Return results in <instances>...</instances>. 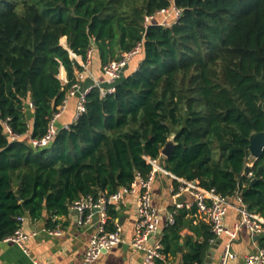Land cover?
Instances as JSON below:
<instances>
[{"label": "trees", "instance_id": "obj_1", "mask_svg": "<svg viewBox=\"0 0 264 264\" xmlns=\"http://www.w3.org/2000/svg\"><path fill=\"white\" fill-rule=\"evenodd\" d=\"M169 4L0 0V240L24 216L47 215L52 227L79 196L110 194L146 176L145 156L160 157L172 132L175 145L160 160L170 173L224 196L239 187L247 208L264 218V147L246 165L249 135L264 130V0H175L182 9L175 23L144 28L146 14ZM139 41L136 69L118 78L112 92L101 97L92 87L85 110L67 128L44 146L31 144L46 133L75 69H82L70 51L83 61L96 51L104 65ZM117 206L107 207V231L115 229ZM185 214L175 209L166 247L167 236L180 239ZM194 229L198 238L186 236L181 264H203L213 238L209 224Z\"/></svg>", "mask_w": 264, "mask_h": 264}, {"label": "built area", "instance_id": "obj_2", "mask_svg": "<svg viewBox=\"0 0 264 264\" xmlns=\"http://www.w3.org/2000/svg\"><path fill=\"white\" fill-rule=\"evenodd\" d=\"M168 1H170L169 6L144 16V28L152 24L171 26L180 18L182 9L176 6L175 0ZM141 45V41L137 42L130 50L121 52L118 59L111 60L102 65L104 79L102 81L93 80V83L85 88L82 87L81 81L86 76H90L89 66L91 50L87 52V59L85 61L81 60L79 55L70 51L71 57L76 59L82 67V69L75 74L76 81L67 92V96L77 95L78 98L74 119L85 110V97L92 87H99L101 97L114 90V82L125 74L131 61L140 53ZM135 69L136 67H134V70ZM67 96L49 120L46 133L41 138H30V142L33 146H44L54 138L58 130L55 126V121L66 108ZM28 108L33 110V104L31 102H29ZM5 126L12 139H15L17 135L11 133L6 123ZM67 127L68 124L64 126V128ZM145 159L147 163L151 165L150 172L146 176L137 174L130 186H123L113 193L100 194L97 197L91 194L81 195L70 204V209L77 215L76 222L78 225L89 223L96 213L98 214L99 223L97 232L91 236L88 241L82 259L78 262L69 264H91L98 258L102 251L108 250L122 241L120 230L117 225L112 231H107L104 225L108 217L107 207L109 205H120L128 195L135 196L137 202V217L130 245L136 250H140L144 253L142 264H155L156 259H161L163 257L161 242L156 241L155 243H151L161 222L159 210L152 204V188L158 173L170 175L172 178L179 181L175 195L188 192L193 196L192 206L195 213L200 219L209 224L210 231L213 234L210 243H215L221 237L225 238L219 264H227L229 260L237 258V254L232 250L231 246L232 242L238 237L242 227L246 228L252 236H264V218L247 208V205L242 200L241 189L239 187L231 197L224 196L217 192L215 188H205L200 186L196 180H184L170 173L160 163V157L152 158L145 156ZM253 159L255 158L251 156L247 160L246 165L248 167L253 165ZM243 174H245L246 177L252 176L250 170L244 171ZM231 208L239 214V217L232 225L228 226L226 225L225 218L228 210ZM174 214L175 210L168 213L167 225L174 222ZM44 230L52 235H60L62 232L58 227L45 228ZM34 234L35 231L24 232L20 227L13 234L0 241L14 243L26 254H29L24 243ZM31 260L32 264H50V262L46 260L37 258H32ZM243 264H264V246L259 244L255 251L245 255Z\"/></svg>", "mask_w": 264, "mask_h": 264}, {"label": "crops", "instance_id": "obj_3", "mask_svg": "<svg viewBox=\"0 0 264 264\" xmlns=\"http://www.w3.org/2000/svg\"><path fill=\"white\" fill-rule=\"evenodd\" d=\"M134 67H136V64L130 63L125 73L132 68L134 69ZM78 71V69H75V74ZM89 71L90 76H86L81 81L83 88L91 85L93 80L102 81L104 79L102 64L96 51L90 58ZM59 77L63 82L66 81L63 68L60 71ZM77 99V95L67 96L66 108L55 121L57 128L64 127L74 120ZM27 111L28 117L31 118L33 110L27 108ZM29 122L31 128V119ZM26 134L29 136L28 132ZM176 182L179 185V181L170 175L158 173L152 188V204L159 210L161 222L151 243H155L156 241L162 243L163 241V257L161 259L164 264H181L182 256L187 251L186 236H192L194 239L198 238L194 228L199 222L208 224L195 213L192 206L193 196L191 194L184 192L175 195L177 191ZM117 207L118 216L115 218V225L119 227L122 237L120 243L122 244H117L108 250L102 251L91 264H142L144 253L130 245L137 217L136 197L133 195L126 196L124 201ZM179 208L186 209L184 216L186 223L180 231V239L178 241L175 238L167 236L165 239L167 243L166 247L164 245V235L168 226L167 215L170 211ZM46 217L47 215L40 220H33L29 216L22 218L21 229L24 232L35 231V234L30 236L24 243L29 254H26L14 243L0 241V264H32V258L46 260L50 264H69L82 259L90 237L98 230V214H94L89 223L78 225L76 222L77 215L70 209L67 215L54 217L53 220L56 223L52 227L47 226ZM238 217L239 214L233 208L229 209L225 218L226 225H232ZM56 227L61 229L60 235H52L44 230L45 228ZM259 238L261 237L252 236L246 228L242 227L238 237L232 242L231 246L232 250L237 254V258L229 260L227 264H243L245 255L257 249ZM224 241L225 238L221 237L215 243H210L203 264H219Z\"/></svg>", "mask_w": 264, "mask_h": 264}, {"label": "water", "instance_id": "obj_4", "mask_svg": "<svg viewBox=\"0 0 264 264\" xmlns=\"http://www.w3.org/2000/svg\"><path fill=\"white\" fill-rule=\"evenodd\" d=\"M91 44L94 48H97V44L95 42V40L93 38H91ZM174 136L175 133L172 132L166 143L164 144V146L161 149V156L160 159L163 161L166 157H168L175 145V140H174ZM264 147V130L261 131H252L251 134L249 135V145H248V149L249 152L251 154V156H253L254 158H257L260 154V152L262 151ZM122 243H119L118 245H120Z\"/></svg>", "mask_w": 264, "mask_h": 264}, {"label": "bare ground", "instance_id": "obj_5", "mask_svg": "<svg viewBox=\"0 0 264 264\" xmlns=\"http://www.w3.org/2000/svg\"><path fill=\"white\" fill-rule=\"evenodd\" d=\"M64 42V41H63Z\"/></svg>", "mask_w": 264, "mask_h": 264}]
</instances>
